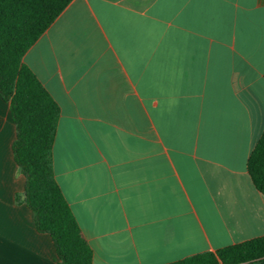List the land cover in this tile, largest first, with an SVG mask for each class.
Here are the masks:
<instances>
[{
    "label": "crops",
    "instance_id": "1",
    "mask_svg": "<svg viewBox=\"0 0 264 264\" xmlns=\"http://www.w3.org/2000/svg\"><path fill=\"white\" fill-rule=\"evenodd\" d=\"M59 107L53 173L92 264H165L264 235V0H71L22 56ZM0 97V264H55Z\"/></svg>",
    "mask_w": 264,
    "mask_h": 264
},
{
    "label": "trees",
    "instance_id": "2",
    "mask_svg": "<svg viewBox=\"0 0 264 264\" xmlns=\"http://www.w3.org/2000/svg\"><path fill=\"white\" fill-rule=\"evenodd\" d=\"M71 0H0V97L15 123L13 159L24 176L22 201L35 228L48 233L55 264H92L93 252L59 185L52 146L59 107L22 56ZM264 76V71H263ZM255 189L264 195V127L246 161ZM165 264H264V235Z\"/></svg>",
    "mask_w": 264,
    "mask_h": 264
}]
</instances>
